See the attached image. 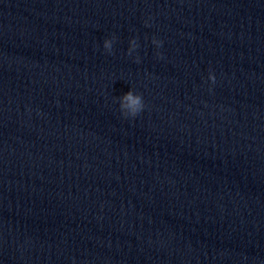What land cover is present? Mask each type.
I'll return each mask as SVG.
<instances>
[{
	"label": "clouds",
	"instance_id": "clouds-1",
	"mask_svg": "<svg viewBox=\"0 0 264 264\" xmlns=\"http://www.w3.org/2000/svg\"><path fill=\"white\" fill-rule=\"evenodd\" d=\"M115 37L112 39H105L104 40V48L111 52L112 50V44L113 40ZM131 45L132 47L128 49V54L131 55L132 50L134 48L138 47L136 39L131 40ZM152 43L157 45V47L162 45V41H159L155 38H153ZM159 55V53H158ZM137 62H139L137 58ZM208 80L211 81L212 83H215L216 77L213 73H209ZM144 108V103H143V98L141 95L134 93L133 91L129 90L127 93L124 94L123 97L120 98V109L122 114L125 117H136L139 112H141Z\"/></svg>",
	"mask_w": 264,
	"mask_h": 264
}]
</instances>
